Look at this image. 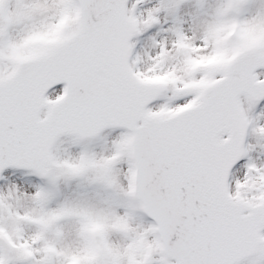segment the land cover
Here are the masks:
<instances>
[{
  "label": "snow or ice",
  "instance_id": "obj_1",
  "mask_svg": "<svg viewBox=\"0 0 264 264\" xmlns=\"http://www.w3.org/2000/svg\"><path fill=\"white\" fill-rule=\"evenodd\" d=\"M0 264H264V0H0Z\"/></svg>",
  "mask_w": 264,
  "mask_h": 264
}]
</instances>
